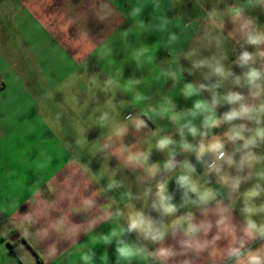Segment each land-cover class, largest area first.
I'll return each mask as SVG.
<instances>
[{
    "label": "crops",
    "instance_id": "obj_1",
    "mask_svg": "<svg viewBox=\"0 0 264 264\" xmlns=\"http://www.w3.org/2000/svg\"><path fill=\"white\" fill-rule=\"evenodd\" d=\"M194 2L202 17H193L191 0H24V18L16 30L30 65L17 68L4 59L0 66V264H236L229 250L241 244L245 254L264 255V237L245 232L249 218L264 225V211L245 212L264 205V178L259 175L264 173V140L250 148L258 162L241 168L243 141L233 143L225 133L234 125L252 130L258 125L223 121L234 107L223 100L229 92H240L249 104L264 102V94L250 97L243 79L249 66L238 63L245 51H264V44L246 43L245 35L264 34V0ZM200 61L207 63L197 66ZM216 61L232 75L215 76L209 65ZM251 66L264 70V59L257 55ZM237 76L239 85L234 83ZM189 84L197 91L188 94ZM214 95L221 123L206 129L208 113H191L198 102L211 106ZM138 119L144 121L139 129ZM147 121L168 123L175 144L169 153L172 169L129 162L122 157L129 153L126 148L104 145L90 151L95 168L88 166L104 172L100 181L81 164L79 150L62 142L75 133L82 137V132L88 138H124L145 131ZM178 122L191 123L198 134L184 126L177 129ZM259 127H264V117ZM214 136L224 141V151L234 161L231 166L217 162L220 173L209 170L215 162L212 154L197 160L195 151ZM184 143L193 150L184 149ZM185 163L194 168L190 175L201 190L216 193L214 200L201 204L173 180L186 174ZM152 166L158 169L155 175L148 171ZM224 175L242 178L235 191L221 181ZM160 184L171 186L185 201V211L171 217L190 215L193 224L202 226L194 237L185 235L187 224H162L153 207ZM256 185L260 195L246 200L244 194ZM135 212L163 226L164 238L152 241L128 232ZM186 241L204 247H189ZM122 244L171 254L124 259L117 252Z\"/></svg>",
    "mask_w": 264,
    "mask_h": 264
},
{
    "label": "clouds",
    "instance_id": "obj_2",
    "mask_svg": "<svg viewBox=\"0 0 264 264\" xmlns=\"http://www.w3.org/2000/svg\"><path fill=\"white\" fill-rule=\"evenodd\" d=\"M234 14L236 17L240 16V10H234ZM248 25L245 24L244 28L247 29ZM246 43L250 45L259 46L264 44V34L255 33L254 31H246ZM175 39V37H173ZM259 56L261 59H264V51H260L258 53L251 54L247 51L243 53L240 57L238 63L243 65H248V70L243 74V79L249 88V95L253 99H259L262 94H264V70L258 69L254 66H251L256 59V56ZM206 61H200L197 66L206 64ZM212 68V72L215 76L220 77L222 79H227L230 75V72L226 71L224 67L216 61L215 64L209 65ZM234 83L240 84L241 77L237 76L235 78ZM205 85H200V88H204ZM213 88L219 87V84L213 85ZM195 89L191 84L187 86V93L192 94L196 92ZM223 100L226 101L230 105H234L230 111L224 114L223 121L232 122L235 120H247L255 122L258 127L254 130L246 128L244 124L234 125L228 132L225 133L227 139L233 143L236 141H243L241 147L246 150L244 155L241 157L240 160V167L243 168L245 166L251 168L254 166L256 162H258V157L250 151V148L253 146H257V142L264 140V127H259L262 121V117H264V102L260 104H249L246 102V98L240 92H229L224 97ZM219 102L218 98L214 95L212 99L211 106L204 102H198L195 105V111L191 113L193 117L197 115V113H208L205 116L203 121V126L206 129L218 127L221 123L220 119L215 117L214 108ZM177 119H179L177 117ZM136 127L139 129L141 126L144 125L143 120H136ZM184 127L188 129L191 135L196 136L198 134L197 128L192 125L191 123L185 124ZM246 132H251V135H245ZM123 133V129H121L117 134L120 135ZM199 135L204 136L205 133L201 132ZM173 143L170 137H163L158 141L157 147L159 149H166ZM183 148L192 151L193 146L187 143L183 144ZM225 143L219 137H213L211 141L204 143L201 142L198 148L195 149L197 153V160H200L206 153L212 154L215 157V162L209 165V170H214L217 173H220L221 167L219 165V161H224L228 165H232L234 163L231 156L227 155L224 151ZM147 155L138 153L136 155H130L128 157L129 162L133 163H146L147 162ZM164 167L166 169H172L174 167L171 160H169ZM184 169L186 170V174L180 175L177 178V182L181 185L185 190V195L187 192H192L197 200L201 204H208L210 201L214 200L216 197V193L212 189H203L201 190L200 187L194 182L191 178V173L194 171V168L190 165L185 163L183 165ZM156 166H152L148 169L151 175H155L157 172ZM261 178H264V173H259ZM241 177H236L231 179L227 176H221V181L224 184L231 185L233 191H235L240 183ZM158 191L156 196L158 197V203H154L153 207L156 208L158 211H161L163 215H172L177 211V208L174 204L170 202V197L165 194V185L160 184L158 185ZM150 191V190H149ZM261 189L259 185H256L255 188L247 191L244 196L246 200H250L254 197H258L260 195ZM147 194V193H146ZM264 211V205L261 206L260 209L255 207H246L245 212L250 216L251 214L255 213L256 211ZM119 215V213H117ZM192 217L186 216L181 217L175 221H173V228L181 227L184 224H187V227L184 229L185 235L189 237H194L195 234L200 231L202 226H197L193 224ZM223 223V221H220ZM128 232L137 231L141 233L145 239H150L152 241H159L164 238L165 230L163 226L157 227L153 220L146 218L142 213L135 212L130 214L129 216V223H128ZM246 235L249 237H253L255 235H259L264 237V225H257L252 219L247 220V227L245 229ZM116 235V233H113ZM189 247H195L197 249L203 248L204 245L200 244L199 242H185ZM243 244H241V248ZM241 248H231L229 250V255L231 257L236 258V264H264V255L260 252H247V254L241 251ZM117 252L119 256L124 259H131L136 256H147V255H157L160 257H167L171 253L167 249H160L158 253H147L145 248H138L128 244H122V246L117 248ZM84 260H88V256L83 257Z\"/></svg>",
    "mask_w": 264,
    "mask_h": 264
},
{
    "label": "rangeland",
    "instance_id": "obj_3",
    "mask_svg": "<svg viewBox=\"0 0 264 264\" xmlns=\"http://www.w3.org/2000/svg\"><path fill=\"white\" fill-rule=\"evenodd\" d=\"M194 1L191 0V3L193 4L192 15H196L193 16L196 18L202 17L201 7L194 5ZM24 8V0H0V66L2 65V61H4V59L7 61V64L14 65L17 68L24 65H30L28 58L25 57L21 33L16 30L19 29V26L22 24L21 21L24 18ZM177 11H180L179 6L177 7ZM7 55L13 56L12 59L8 60L7 57H4ZM147 117L151 118V116ZM100 124L101 123H98V125ZM146 124L148 127H146L145 131L139 130L138 133L130 132L128 136H125L124 138H88L83 137L84 134L82 132V137H77L78 133H75L73 136L71 135L70 137L64 138L62 142L68 147L78 149L80 152L79 156L81 164L87 167L89 172H95V174L100 177L97 178L98 180L104 181L103 179L105 176L101 169H91V171L88 169V166L90 167L92 165L94 167L95 163V161L92 159V155L90 154V151L93 150V148H99L100 146L104 145L111 146L116 150H119L120 148H126L129 153L126 154V156L123 154V158H128L130 155L142 153L148 157L147 162L144 163L146 165L166 164L169 161L170 148L174 150L175 144L172 143L166 149H159L157 147L158 141L161 138L169 137L168 123H163L160 125L159 123L147 121ZM175 126L177 129H179L180 127L184 126V123L178 122L175 124ZM170 138L174 142V138ZM166 174H168V172ZM113 177L115 179L120 178L119 175H117V172H114ZM178 177L179 175L172 178L173 180H177ZM171 190H173L171 186H165V194L167 196H173L177 198V201H172L171 199L170 202L176 206L179 213H182L181 210L185 211L186 209L185 201L179 198V193H173ZM160 213V215H162V224L165 222L175 221L171 215H163L161 211Z\"/></svg>",
    "mask_w": 264,
    "mask_h": 264
}]
</instances>
